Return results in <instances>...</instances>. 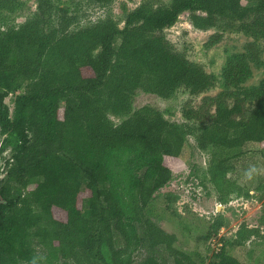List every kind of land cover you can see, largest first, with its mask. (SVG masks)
Segmentation results:
<instances>
[{
  "label": "trees",
  "instance_id": "obj_1",
  "mask_svg": "<svg viewBox=\"0 0 264 264\" xmlns=\"http://www.w3.org/2000/svg\"><path fill=\"white\" fill-rule=\"evenodd\" d=\"M70 2L36 0L13 25L5 16L21 1L0 0V154L9 150L0 177V264H253L228 252L230 243L212 255L179 249L151 207L174 176L167 160L191 138L208 155L204 175L220 203L262 190L257 226L242 223L236 235L238 244L264 242V185L258 150L248 146L264 151V78L239 87L252 75L258 45L226 60L227 89L198 107L185 101L182 122L133 102L139 92L166 100L215 87L216 77L167 38L182 13L195 29H215L211 45L227 31L264 39V0H143L124 9L123 26L111 16L81 24L80 3L106 8L112 0ZM248 170L255 184L240 185Z\"/></svg>",
  "mask_w": 264,
  "mask_h": 264
},
{
  "label": "rangeland",
  "instance_id": "obj_2",
  "mask_svg": "<svg viewBox=\"0 0 264 264\" xmlns=\"http://www.w3.org/2000/svg\"><path fill=\"white\" fill-rule=\"evenodd\" d=\"M19 1H21L20 8L9 15L8 18L5 16V21L8 24L19 25L36 8V0ZM60 1L58 0L60 6H66L71 0ZM142 1L112 0L106 8L83 4L82 2L80 3V9H78L81 24H88L89 21L93 22L104 16H111L120 23V26H123L124 9L131 10ZM158 1L169 2V0ZM214 33H216L215 29L198 30L193 28L188 20V13L185 12L166 31L167 38L177 50H183L189 59L201 63L207 72L216 77L215 87L193 98L187 92L179 91L171 99L166 100L154 94L139 92L134 98L133 108L150 104L159 109L165 118L177 122L184 121L181 110L185 101L190 98L192 100L191 105L198 107L204 96H215L227 89L221 75L226 60L233 54L246 52L247 45L251 42L258 45V60L251 62L252 75L239 87L257 85L264 78V39H256L243 32L227 31L215 44H208ZM229 90L236 91L237 88L230 87ZM5 101L12 109L13 95L8 96ZM109 116L115 123L120 122L122 119V117ZM248 146L251 149L258 150L255 157L258 167L255 171L264 185V151L261 150L262 145L253 143ZM8 154L9 150L0 154V177L4 174V158ZM207 156V153L199 150L195 146L194 140L189 138V143L184 147L181 156L178 159L167 160L174 167V176L152 203L151 212L153 217L162 228L176 235L175 245L181 250L212 255L214 250H218L223 244L230 243V245L226 244L228 252L238 257L242 262L264 264V242L258 243V241H255L251 243L248 241L245 245L244 243L238 244L236 235L242 223L248 227L257 226L261 213L259 196L263 194L262 190L251 189L252 196L247 198L233 194L228 197L227 203H220L218 193L214 190L212 184L208 182L207 176L204 175ZM193 165H195V170ZM191 171H195L196 175L189 176ZM249 172L250 170L238 177L237 182L240 185L252 186L255 184V177ZM231 174L229 175L232 177L238 175V173ZM217 217L224 222V225L218 229L213 225ZM207 232L210 233L211 237L208 242H205L199 237ZM261 232L264 235V227L261 228ZM209 248L210 251H208ZM173 263V260L169 258V264Z\"/></svg>",
  "mask_w": 264,
  "mask_h": 264
}]
</instances>
